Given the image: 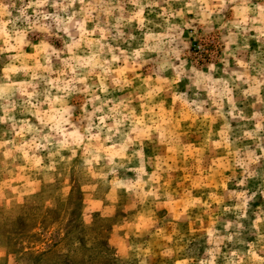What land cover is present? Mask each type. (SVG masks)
<instances>
[{"label":"clouds","instance_id":"9594fccd","mask_svg":"<svg viewBox=\"0 0 264 264\" xmlns=\"http://www.w3.org/2000/svg\"><path fill=\"white\" fill-rule=\"evenodd\" d=\"M0 264H264V0H0Z\"/></svg>","mask_w":264,"mask_h":264},{"label":"rangeland","instance_id":"374dc122","mask_svg":"<svg viewBox=\"0 0 264 264\" xmlns=\"http://www.w3.org/2000/svg\"><path fill=\"white\" fill-rule=\"evenodd\" d=\"M37 260H39V258H37Z\"/></svg>","mask_w":264,"mask_h":264}]
</instances>
